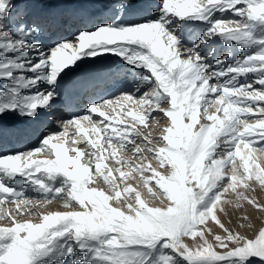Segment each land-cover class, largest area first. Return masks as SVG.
<instances>
[{
	"label": "snow or ice",
	"instance_id": "6c2138e0",
	"mask_svg": "<svg viewBox=\"0 0 264 264\" xmlns=\"http://www.w3.org/2000/svg\"><path fill=\"white\" fill-rule=\"evenodd\" d=\"M26 15L0 0V121L50 112L66 70L84 60L107 74L119 58L125 89L60 120L64 131L39 147L0 150V264H264V226L249 238L219 219L233 209L251 228L245 206L264 212L253 156L264 153V0H110L103 19L47 51ZM77 137L84 146L68 147ZM97 178L106 187L90 186ZM137 178L162 206L127 183ZM55 200L73 210L39 211Z\"/></svg>",
	"mask_w": 264,
	"mask_h": 264
},
{
	"label": "bare ground",
	"instance_id": "6f19581e",
	"mask_svg": "<svg viewBox=\"0 0 264 264\" xmlns=\"http://www.w3.org/2000/svg\"><path fill=\"white\" fill-rule=\"evenodd\" d=\"M90 1H93L94 4L90 5L89 3ZM95 2L98 4H95ZM150 2H157V0H150ZM101 5L102 4L100 0L98 1L97 0H27L26 7L25 9L23 8V10L27 14L25 19L29 24H32L33 21L35 22V24H41L39 25L40 31L36 33V38L40 42H42V39L47 42L44 43V45L46 46L45 51H47L48 50L47 46H54V44L56 43V38L57 40H59L58 38L60 37V35L64 36L68 32H69L68 35L73 34L71 33V30H69L73 25L71 26L68 25L70 18H76L78 22L81 21L84 22L86 20L89 21L88 19H90V17H84V19L79 18L81 16L80 14L81 10L86 11V13L88 14H92L93 12L97 11L100 13V17L97 19H103L104 17L102 13L104 9L100 10ZM62 11H66L67 20L64 22L63 19L61 18V21L59 23L52 22L51 17L53 16L57 17ZM47 16H50L49 20L42 19V18H47ZM35 20H39V21L36 22ZM93 23H95V21ZM64 24L66 26L62 27ZM194 26H197V24L194 23ZM200 27H202V24L199 23V25L195 30L196 31L200 30ZM46 29L48 30L45 31ZM48 33H51V36L53 35V37H50V42H48L49 38L46 36ZM54 37L55 39L51 41V39H53ZM213 45L216 48L220 47L218 40ZM232 51L233 52L236 51L235 45H233ZM245 54H248V52L245 51ZM109 61L111 62L109 66L112 68V71L107 74H99L98 77H96V75L98 74L93 73V69L95 66L88 60H84L83 62H78L79 66L74 67L71 71L66 70L67 75L64 76L61 81L62 85L64 86L61 89L60 98L53 105L50 112L42 114L37 120L29 122L27 120H24L23 118H19L16 116H7L6 118L8 120L4 123H0V127L4 128V136L0 138V146H2L0 150L6 149L9 153H15L19 151L18 148H21L20 152H26L35 147H39L38 137L41 139L42 138L40 137L41 133L43 134V132H46L44 131L45 130L44 127L46 128L47 126H50L47 133H51V134H57L64 131L61 124H59L58 127L57 123L60 121V119L68 120L73 118L76 114H78L77 111H79V109L75 105H82L84 104V102L92 103L95 100H101L102 98L115 100L117 96H120L122 91L125 89V85L121 82L124 79V69H121L118 66V64L122 63V61H119V58L116 57H109ZM105 63H108V61H106ZM249 79H252L251 74L249 75ZM69 81H71V86H68ZM241 82H244L243 78L241 79ZM104 83L105 85L103 86ZM254 86L258 87V85H254ZM94 94H97V96H94ZM70 103H73L72 107ZM96 103H100V102L97 101ZM60 105L62 106L60 107ZM93 118L102 119L95 115L93 116ZM17 121L21 123L16 124ZM44 123H46V125L42 126L44 125ZM84 126L88 127L87 124H85ZM15 131H17V134L14 133ZM74 131L75 129H70L69 134L71 135V133ZM156 132L153 131V133ZM89 136L94 138V135L91 132H89ZM62 139L63 138H55L52 142L53 143L60 142ZM77 141H78L77 145L69 144V146L68 145L67 146L83 147L84 143H86V141L82 142L79 137H77ZM69 155H74V153H69ZM120 155L126 156L127 153L122 152ZM253 156L254 158L258 159V161L261 164H264V153L254 152ZM35 157L36 158L38 157L39 160L54 158L50 154H46V153L36 154ZM83 159L86 160L85 157ZM133 162L139 163L140 161L136 160ZM94 163L95 161H93V164ZM105 163H108L110 166H112L113 164L111 160H106ZM151 163H152V167H156L157 170H160L158 163L155 160L151 161ZM124 170L128 171V169H124ZM17 180L19 182L21 178L18 177ZM98 181H100L99 178H97L96 184L98 183ZM127 183H132L133 187H135L141 193L142 198L147 200V202L151 206H162L158 204L155 200H153L151 197L146 195L147 190L144 188L139 178H137L135 181L128 180ZM102 184H103L102 181H100V185ZM18 186H22V185L18 183ZM124 186H126V184H121V189ZM26 192L27 195L29 197H32L34 200L39 199L38 194L35 193L31 187H27ZM250 195L253 194L250 193ZM254 195L258 198L261 204H264V191L257 189ZM116 206H120V205L116 203ZM55 210L66 211L73 209L62 208L61 202L59 200H55L51 204H48L47 206H44L43 208L39 209V211L45 213ZM75 210H82V209H80L79 206H76ZM227 212L228 215H224V214L219 215V219L221 220V222L224 223L226 227L233 229L235 231H239L241 234L246 235L249 238H252L253 233L259 228L258 222L260 220L259 219L253 220L252 218H249V223H251L254 227L255 226L257 227L254 230H252L253 228L250 229L249 227L243 228L242 230L238 225L241 222L239 217L243 215V213L237 212L233 209H227ZM245 212L247 215L251 214V211L248 209L247 205L245 206ZM23 219H32L35 222L36 217L24 216ZM3 223H4L3 221H0V224ZM209 225L212 227V230L214 232L223 234L217 226L212 224L211 221H209ZM208 238L211 239L210 236ZM187 242L189 244L192 243L190 239Z\"/></svg>",
	"mask_w": 264,
	"mask_h": 264
},
{
	"label": "rangeland",
	"instance_id": "374dc122",
	"mask_svg": "<svg viewBox=\"0 0 264 264\" xmlns=\"http://www.w3.org/2000/svg\"><path fill=\"white\" fill-rule=\"evenodd\" d=\"M98 1V0H97ZM13 2L15 3V4H17L18 6H20V7H22V8H24L25 9V7H26V3H27V0H13ZM100 2H101V8H100V10H102V9H104V6L107 4V3H109L110 2V0H100ZM90 3V5H93L94 4V2L93 1H90L89 2ZM95 4H98V3H96L95 2ZM63 13H64V16L62 17V19H63V21L65 22L66 20H67V16H66V11H62ZM62 12H61V14H62ZM226 17H232L233 19H238V17H234L233 15H232V13H230V12H228V13H226V15H225ZM79 20V19H78ZM40 21H42V20H40ZM195 24H197V26L199 25V22H195ZM197 26H195V29L197 28ZM48 29H46L45 31H47ZM199 31V30H198ZM77 32L78 31H76V32H74L72 35H69V36H64L65 37V39H71V38H73V37H75L76 36V34H77ZM62 33V32H61ZM48 38H49V41L48 42H50V37H53V35L51 36V33H48L47 35H46ZM40 39V38H39ZM59 40L57 41V42H60L61 40H63L64 38H58ZM61 39V40H60ZM40 42V41H39ZM40 43H42V44H44V43H47L45 40H43L42 39V42H40ZM211 47H214V45L212 44L211 45ZM237 51V50H236ZM235 51V52H236ZM235 52H233L234 53V57L235 56H238L239 54H240V52L239 51H237L236 53ZM70 54V53H69ZM233 57V58H234ZM3 83V81H0V84H2ZM94 96H97V94H94ZM101 102V100H95L94 102ZM90 103L89 102H84V104H82V105H76V107L79 109V111H77V113L78 114H76V115H83L84 114V110L88 107V105H89ZM62 105H60V107H61ZM71 108V107H70ZM160 115H162V114H160ZM50 118H51V116H50ZM72 119V118H71ZM95 119V118H94ZM61 120V119H60ZM66 120V119H65ZM164 123H167V118H164V121H162V123L161 124H153V126H152V128H151V130H152V134L154 135V136H158L159 135V133L158 132H156L157 131V129H159L160 127H162V125L164 124ZM59 124H60V122H58L57 123V126L59 127ZM46 125V123H44V125H42V126H45ZM49 127L50 126H47L46 128L44 127V131H46V132H43V134L41 133V135H40V137H42L43 138V136L47 133V131L49 130ZM59 131V130H58ZM153 131H155L156 133H153ZM15 133V132H14ZM16 134H17V131H16ZM41 138V139H42ZM38 139H39V141H40V138L38 137ZM16 141V140H15ZM38 144H39V146H40V143L38 142ZM69 146V145H68ZM19 152H20V150H19ZM35 159H39L38 157L36 158L35 157ZM85 159L87 160L88 158L87 157H85ZM106 162V161H105ZM110 166V165H109ZM90 186H96V187H98V188H100V187H106V186H104L103 184L102 185H100V181H98V183L96 184V185H90ZM110 204H112L113 206H116V202L115 201H110L109 202ZM115 204V205H114ZM248 209L251 211V214L250 215H248L249 216V218H252L253 220H257V219H259L260 221L258 222V226L259 227H261V226H264V217H263V215H264V212H262V211H256V210H253V209H251L249 206H248ZM245 211V210H244ZM246 213V212H245ZM244 214V213H243ZM257 226H253V227H251L250 229H252V230H254L255 228H256ZM244 228H246V227H244ZM242 230H243V228H241Z\"/></svg>",
	"mask_w": 264,
	"mask_h": 264
}]
</instances>
